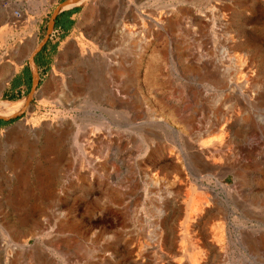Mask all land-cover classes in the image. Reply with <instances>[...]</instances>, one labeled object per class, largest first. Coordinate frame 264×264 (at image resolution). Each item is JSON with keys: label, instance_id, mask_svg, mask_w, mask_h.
<instances>
[{"label": "rangeland", "instance_id": "1", "mask_svg": "<svg viewBox=\"0 0 264 264\" xmlns=\"http://www.w3.org/2000/svg\"><path fill=\"white\" fill-rule=\"evenodd\" d=\"M139 1L148 9L156 6L154 0ZM71 2L0 0V102L28 103L18 116L0 118L8 122L0 127V247L8 245L9 264H264V249L248 248L242 236V228L252 236L264 232V95L236 111L242 120L232 127L216 115L200 145L221 144L224 152L210 158L213 170L200 173L189 125L196 126L210 106L196 93L201 77L195 65L189 70L183 60L197 52L199 42L206 49L202 35L213 24L201 16L218 8L235 44L238 80L256 75L264 83V0H168L177 9L172 22L181 23L173 28L176 35L149 38L143 74L125 79L93 64L88 70L79 48L92 22L84 20L87 6L70 8L76 9L75 24L65 38L55 30V19ZM120 2L97 0L103 23ZM6 10L21 24L4 28ZM161 26L168 28V22ZM195 28L200 36L193 39ZM49 41L57 47L55 61L39 76L34 56ZM165 52L173 55L169 70L162 68ZM153 57L165 78L145 77ZM244 62L250 71L241 70ZM22 66L34 69L36 83L25 94L11 93ZM114 80H121L129 105L110 100L107 88ZM141 104L165 126L141 125L147 121L135 119ZM254 138L259 145L242 157L240 150ZM217 181L228 187L217 189L219 198L210 191ZM146 188L144 200L139 194ZM165 192L176 198L162 205L158 198ZM174 200L180 204L171 205ZM15 244L21 245L17 251Z\"/></svg>", "mask_w": 264, "mask_h": 264}, {"label": "bare ground", "instance_id": "2", "mask_svg": "<svg viewBox=\"0 0 264 264\" xmlns=\"http://www.w3.org/2000/svg\"><path fill=\"white\" fill-rule=\"evenodd\" d=\"M120 1H122V2H120L121 4L118 5L119 7H117L116 11L113 13L114 16L113 17L111 16L112 18H108L105 23H103V21H102L105 19H103L104 16L102 15L103 11L97 5V0H74V2H71V4H69L68 6L65 7V9L66 8H73V6H75V5L87 6V10L84 13V20L88 21V19H90V21H92V22L85 29L84 33L82 34V36L80 38L81 42H80L79 48L83 54V59L86 62L88 70H90V67H91V65H89V64H93V66L94 65L98 66L102 72H104L106 74L110 73L114 77H118L119 79H121V78L125 79V78H131V77L140 78V76L143 74L142 69H143V64H144V57H145V55L147 53V49H148V44H147L148 39L153 37V38H156L158 40L159 38L161 39L164 36H172L173 34L176 35V33L173 31V28L179 27V25L181 23L178 22L176 24V20H175V22H172L173 18L171 19V17H174V15H176L177 9L175 10L174 6L171 4L172 2L169 3V2H167L168 0L165 2V5H164V0H161V1L160 0H154L156 6L152 7V9H148L147 7H145L144 4H141L139 0L138 1L136 0L137 2L134 0H120ZM10 5H8V6H10ZM13 5L18 6L19 4L17 2L16 3L14 2ZM221 7H220V9H221ZM6 11L7 12L4 13V14H7L6 19H5V16L3 17L5 19V20H3L4 21V23H3L4 28L12 26V25H15L14 27H16L17 24L18 25L21 24L20 21L15 16H9L10 14L8 15V10H6ZM207 13L208 14H206L204 16L202 15L201 17L205 22L212 23L213 26L210 27L202 35V41H204L206 49L204 50V48L202 46H199V45H201V43L198 40V42H199L198 47H200V48L197 47L198 48L197 52H199V55L197 54V52H190L189 51V53L187 55L185 54L186 56H184L185 58L183 59L189 70L191 69V67H193L195 65L194 68L196 69L197 73L201 77L200 81L198 83H196L197 84L196 89L199 88V91L196 93L199 94V92H201L200 94H202L201 95L202 98H200L198 95L197 96L202 103H204L206 106H208V105L210 106L208 109L206 107V110H204V113H202L203 115H201V119L198 120V122L199 121L200 122L197 123L196 126L192 125V124L189 125L190 129L193 128V130H195L194 131L195 136L193 135L194 137H193V139L190 140V142L188 140L187 141L190 144V150L192 152L191 156L194 159V164L198 168L200 173L201 172L205 173L207 171L213 170L212 166L209 163L210 158H213L214 156H216L218 154H223V152H224V150L221 147L223 145H221V144L220 145L214 144L213 146H210L208 148L207 147L205 148L204 146H202L203 144L200 145L201 139L205 136H208V134L211 133V130L214 127L213 121H215L216 115H221V117L223 116V119L228 118V120H226L227 121L226 125H229V127H232V124L236 123L237 120H242L241 119L242 117H240L239 112H236V111H239L242 108H246L249 104H254L257 101H260V99L262 98L261 95H264L263 94L264 93V83H262V82L260 83V81L258 80V76L248 75L247 78H245V77H244L245 79L243 78L244 79L243 81L238 80L237 76H238V73L240 71L239 70L240 67L239 68L237 67V65H239V63L237 62L238 64H236V58H235L236 56L233 55V51H234L233 49L235 48L234 47L235 44H233V42L230 41V39H229L228 31L226 30L227 26L224 23V20L222 19L218 8H213L211 11H209ZM157 15H159L158 18H157ZM179 19L181 20V18H179ZM186 20L184 22L182 20L181 21L184 24L191 23V22L186 21ZM188 20H190V19H188ZM203 20H201V21H203ZM157 21H159V22H157ZM167 22H168V28H165V26H163V27L161 26ZM102 24H104V26L106 24V26L102 28V26H101ZM145 25H148V27L146 28ZM207 25H209V24H207ZM189 26H190V24H189ZM204 26H205V24H204ZM158 27L159 28L162 27L161 28L162 32L161 31L158 32V29H159ZM156 28H157V30H156ZM185 29L188 31L187 28H185ZM196 30H197V28L192 30L193 31L192 32L193 33V37H192L193 39L197 38V35H198L197 31L198 30L197 31ZM201 30H203V29H201ZM192 33H191V36H192ZM198 36H200V35H198ZM196 43H197V41H196ZM201 48H203V50ZM186 50H188V49H186ZM183 54H182V56H183ZM171 56H173V55H172V53H169V52H165L163 54L161 59L164 63L163 64L164 67H162V68H165L166 70H169V68H173L170 65V63L172 61H174L172 59H171L172 61H170ZM195 56L200 57L199 61H197L196 63L194 62ZM157 59L155 57L152 58L153 67L144 73L146 78H148V77L151 78V81L153 79H159V78L163 79L167 76L164 73H161L159 75L160 69H159V67H157V62H156ZM149 62H151V61H149ZM154 63H156V65H154ZM246 63H247V65L245 66V69H241V70L248 72V71H250L251 67L248 64V62H246ZM178 64H180V63H178ZM175 65H176V63H175ZM175 65L173 64V66H175ZM165 69H164V71L166 72ZM119 82H116L114 80L112 82V85L108 86L107 89L109 92L108 95L110 97V100L112 99L114 104H116V105H121V106L129 105V101L127 100V96H124L122 94L123 92L121 90V83H119ZM145 82H146V80H145ZM127 84L125 86H127ZM130 86H132V85H130ZM153 88H154V86H153ZM155 89H156V87H155ZM197 96H195V97H197ZM21 102H23V101H21ZM9 104H12V103H9ZM15 104H17V105L9 106V105L4 104L3 102H0V118L9 119V118L15 117L18 113H21L22 111H24L28 105L27 102H25L22 106L19 105L18 103H15ZM104 104H106V103H104ZM95 109H96V107H95ZM97 110H102V109H101V107H98ZM102 111H104V110H102ZM136 112L139 113L140 115H136L137 117L135 119L146 118V120H147V121L145 120L146 122H144V123H140L141 125L146 124V125H150V126H160V127L165 126L163 124L162 120L160 118H158L159 116L155 117V115L152 112V108H150V106L148 104H146L144 106H143V104H141L139 109L136 110ZM98 116L100 118H103L104 120H106L104 115H98ZM193 130H191V131H193ZM171 131H172V136H173L174 131L172 129H171ZM156 136L157 135L155 134V137ZM189 144H188V146H189ZM257 145H259V141H258V139H255L253 144H250L249 146L244 147V149L240 150L241 156L244 158H247L248 154L250 153V149L254 146L256 148ZM245 150L246 151L248 150V152H246ZM13 167H14V165L12 164L11 168H13ZM14 168H17V167H14ZM137 172H139V171H137ZM136 174H138V173H136ZM140 175H141V173H140ZM141 177H143V175H141ZM15 178H18V177H15ZM138 182H140V181H138ZM138 182L136 180H134L133 185L136 186V184ZM137 186H139V185H137ZM150 186L152 187V185H150ZM159 186H162V185H159ZM215 186L216 187L214 189L209 188L210 191L214 194L215 198H219V192L217 191V189L226 190L228 188V187H225L219 181L216 182ZM157 187H155V188H157ZM200 188H202V190H205V191L208 190V187H205L204 185L203 186L201 185ZM149 189H151V188H149ZM165 189H167V188H165ZM147 190L148 189L146 188L144 190V193L142 192L141 194H139V196L144 194L143 199L147 198L149 195L147 193L148 192ZM159 191H161V190H159ZM149 197H151V196H149ZM170 197H175L174 192H165L164 196L161 195V196H159V198L157 195V198L162 203V205L164 203L166 204V202L170 203L169 201L165 202V200L167 198L170 200L171 199ZM143 199H141V200H143ZM171 203H172V201H171ZM178 204H180V203H178V201L174 200L171 205L177 206ZM161 210H162V207H161ZM160 213L164 214L163 212H160ZM55 214L57 215L56 211H55ZM249 233L250 232L248 230H245L244 228H242V236H243V240L246 243V246L250 249H254L257 247L264 249V232H261L258 236H255V235L252 236ZM157 241H158L157 239H154V243H156ZM3 243H5V242H3ZM20 246H21L20 244H15L12 247V249L14 251H17L18 249H20ZM7 247H8L7 244L6 245L2 244V246L0 247L1 248L0 262H2L3 264H9V262L11 261V257H12L11 255L7 254V252H6ZM32 264H33V262H32ZM245 264H252V263L246 262Z\"/></svg>", "mask_w": 264, "mask_h": 264}, {"label": "crops", "instance_id": "3", "mask_svg": "<svg viewBox=\"0 0 264 264\" xmlns=\"http://www.w3.org/2000/svg\"><path fill=\"white\" fill-rule=\"evenodd\" d=\"M75 15L76 9L69 8L62 11L55 19L53 27L55 28V30L60 31L61 38H65L73 29V26L75 24ZM64 20L71 21V27L64 28L56 26V22ZM56 49L57 47L54 42L51 43L49 41L48 43H46V45H44L43 49L34 56V64L39 76H42V74L46 72L54 63ZM35 83L36 77L34 69L31 66L30 69L28 67L22 66L21 71L17 72L15 75L14 84L11 87L10 92L15 94H25Z\"/></svg>", "mask_w": 264, "mask_h": 264}, {"label": "trees", "instance_id": "4", "mask_svg": "<svg viewBox=\"0 0 264 264\" xmlns=\"http://www.w3.org/2000/svg\"><path fill=\"white\" fill-rule=\"evenodd\" d=\"M71 25H72V22L71 21H67V20L56 22V26L57 27L69 28V27H71ZM7 124H8V122H6V121H3V120L0 121V126H4V125H7Z\"/></svg>", "mask_w": 264, "mask_h": 264}, {"label": "water", "instance_id": "5", "mask_svg": "<svg viewBox=\"0 0 264 264\" xmlns=\"http://www.w3.org/2000/svg\"><path fill=\"white\" fill-rule=\"evenodd\" d=\"M3 119V118H2ZM4 120H8V119H4Z\"/></svg>", "mask_w": 264, "mask_h": 264}]
</instances>
